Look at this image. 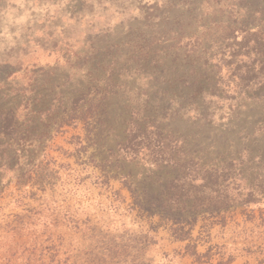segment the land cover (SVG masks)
I'll return each mask as SVG.
<instances>
[{
	"label": "rangeland",
	"instance_id": "1",
	"mask_svg": "<svg viewBox=\"0 0 264 264\" xmlns=\"http://www.w3.org/2000/svg\"><path fill=\"white\" fill-rule=\"evenodd\" d=\"M167 170L252 202L178 239ZM0 264H264V0H0Z\"/></svg>",
	"mask_w": 264,
	"mask_h": 264
},
{
	"label": "trees",
	"instance_id": "2",
	"mask_svg": "<svg viewBox=\"0 0 264 264\" xmlns=\"http://www.w3.org/2000/svg\"><path fill=\"white\" fill-rule=\"evenodd\" d=\"M242 21L246 29L251 28L248 25L249 20L243 18ZM105 100L106 96L104 95L102 99L92 98L86 101V103L90 102L94 108L98 109V113L93 115V117H95L98 124H103V127L109 125L108 121L111 113L109 112V104ZM181 171L184 172L182 164ZM165 173L168 174V177L163 184L158 185L159 191L148 196V199L149 197L151 198L150 201L144 198L145 203L143 201L139 203L142 205V209L149 210L153 214L158 213L165 219L172 221L173 224L170 229L181 240L190 237L192 229L199 220V216L204 215L206 211H209L213 216L215 213L221 212L222 209L235 206L237 203L249 205L253 199L251 195L240 196L243 201H239L237 197L230 196L227 193L223 195H213L206 192L193 193L190 191L193 179L184 178L178 171L172 177L169 176L171 174L170 170L165 171ZM186 248L191 251V255L200 256L195 249V244H188Z\"/></svg>",
	"mask_w": 264,
	"mask_h": 264
}]
</instances>
